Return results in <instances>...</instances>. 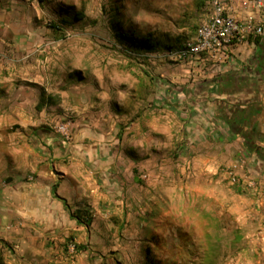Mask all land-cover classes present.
Masks as SVG:
<instances>
[{"label": "crops", "instance_id": "1", "mask_svg": "<svg viewBox=\"0 0 264 264\" xmlns=\"http://www.w3.org/2000/svg\"><path fill=\"white\" fill-rule=\"evenodd\" d=\"M66 1L0 0V264H119L170 177L181 205L191 184L264 264V159L244 144L264 150L256 46L186 63L163 48L117 54L92 71L46 37L56 24L45 15L68 25L86 4ZM230 6L240 21L251 12L246 0ZM65 119L67 142L55 132Z\"/></svg>", "mask_w": 264, "mask_h": 264}, {"label": "rangeland", "instance_id": "2", "mask_svg": "<svg viewBox=\"0 0 264 264\" xmlns=\"http://www.w3.org/2000/svg\"><path fill=\"white\" fill-rule=\"evenodd\" d=\"M75 1L64 3L76 6ZM207 1L85 0L82 20L69 18L71 23L62 25L59 20L54 22V15H45L46 24L58 25L57 29L48 28L46 37L54 42L55 48L71 49L73 58L77 56L80 63L95 71L117 54H126L116 53V46L120 45L114 35V21L119 23L121 31H132L157 41L155 49L148 52L155 53L162 49L161 45H171L167 49L169 53L182 45L176 46L172 41L184 43L192 37L206 17ZM220 180L228 181L222 177ZM163 183L162 200L152 204L142 216L149 222L139 239L138 249L120 255L119 264H141L145 249H151L157 264H255L256 249H247L248 242L235 236L234 230L228 231V226L234 229L235 223L229 224L223 214H218L220 208L212 211L207 198L199 200L191 184L181 205L176 196L175 178H167ZM125 228L132 229L129 223Z\"/></svg>", "mask_w": 264, "mask_h": 264}, {"label": "built area", "instance_id": "3", "mask_svg": "<svg viewBox=\"0 0 264 264\" xmlns=\"http://www.w3.org/2000/svg\"><path fill=\"white\" fill-rule=\"evenodd\" d=\"M251 12L242 20L232 14L231 0H208L206 17L198 26L195 35L186 40L177 49L167 53L177 62L186 63L194 59L227 60L233 56L237 46L255 45V40L264 35V0H246ZM121 51L120 46H116ZM55 132L67 142L71 136L70 122L61 121L56 124ZM236 178L231 175V182ZM246 187L256 189L254 179L246 180ZM75 242L69 243L70 255L75 253Z\"/></svg>", "mask_w": 264, "mask_h": 264}, {"label": "trees", "instance_id": "4", "mask_svg": "<svg viewBox=\"0 0 264 264\" xmlns=\"http://www.w3.org/2000/svg\"><path fill=\"white\" fill-rule=\"evenodd\" d=\"M115 11H119L116 7H115ZM84 15L82 10L80 12H75L73 18L75 20H81L83 19ZM67 22V21H66ZM52 28L57 29L58 25H51ZM121 26L119 25V23L117 21H114V25H113V29H114V35H115V39L117 41V44L120 45L121 47V51L124 53H142V52H147V51H151L154 50L155 47L158 45V42L155 40H152L148 37H142L141 35L137 36L135 35V32L132 31H121L119 30ZM261 43H262V37H259L255 40V46H256V52L257 50L261 49ZM162 48H171V46L169 45H161ZM166 46V47H165ZM256 54V53H255ZM244 144L247 148H249L250 150L255 151L257 155L264 159V150H262L261 148H256V147H250L249 146V142L244 141ZM70 215L71 217L79 224H82L86 227H88L91 223V214L89 212L88 209H80L77 208L75 210L70 211ZM75 248H77V245H75ZM78 250V249H75ZM145 256H144V261L141 264H157V259L152 255V251L151 249H145Z\"/></svg>", "mask_w": 264, "mask_h": 264}, {"label": "flooded vegetation", "instance_id": "5", "mask_svg": "<svg viewBox=\"0 0 264 264\" xmlns=\"http://www.w3.org/2000/svg\"><path fill=\"white\" fill-rule=\"evenodd\" d=\"M256 57L258 69L264 73V49L257 50Z\"/></svg>", "mask_w": 264, "mask_h": 264}, {"label": "water", "instance_id": "6", "mask_svg": "<svg viewBox=\"0 0 264 264\" xmlns=\"http://www.w3.org/2000/svg\"><path fill=\"white\" fill-rule=\"evenodd\" d=\"M261 48L264 49V35H263V37H262Z\"/></svg>", "mask_w": 264, "mask_h": 264}]
</instances>
